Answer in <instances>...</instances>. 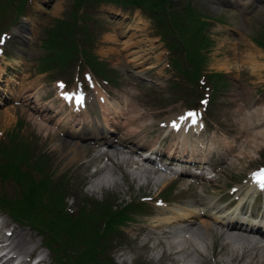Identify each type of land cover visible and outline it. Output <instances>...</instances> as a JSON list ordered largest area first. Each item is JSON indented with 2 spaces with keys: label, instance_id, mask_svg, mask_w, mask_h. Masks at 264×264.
I'll use <instances>...</instances> for the list:
<instances>
[{
  "label": "rangeland",
  "instance_id": "1",
  "mask_svg": "<svg viewBox=\"0 0 264 264\" xmlns=\"http://www.w3.org/2000/svg\"><path fill=\"white\" fill-rule=\"evenodd\" d=\"M94 1L88 0V3L76 7L74 0H14L13 4L0 0V32H7L1 44L0 94L8 92L16 97L0 107V146L2 143H6L7 149L20 146L18 152L30 164L28 170L36 175L35 178L50 180L49 195L56 189L63 191L65 209L71 215L75 216L80 208L87 212L93 207L92 202H109L112 210L118 211L128 201L147 199L139 209L127 210L131 219L116 223V230L104 236V249L98 255L97 264H249L248 260L251 264H264V246L255 250L257 243H252L255 245L252 249L254 255L250 250L239 259L244 247L241 245H249L251 241L246 243L243 239L232 238L229 247H224L226 236H214V239L207 236L200 221L194 225L198 226L197 230L189 229L188 232V229L180 228L175 235L168 229L179 224L168 226L163 223V218L170 212L188 213L189 208L201 212L203 205L195 200L204 192L214 201L227 200L239 180L246 188L247 172L264 165V46L255 41L264 33V0H169L166 5L167 9L175 8L183 14L190 5L197 11L194 16L207 21L203 33L208 43L204 42L201 48L205 59L202 71L224 73L215 92L209 85H205V89L203 86V91L212 98L203 121L210 133L190 136L195 139L191 140L190 146L195 147L194 153L203 154L212 162L220 158L216 152L220 150L229 160L219 163L212 181L190 184L188 182L192 180L183 176L159 183L146 181L148 170L138 159V153L132 151L136 147L131 143L98 148L93 141H80L62 129L63 124L73 130L83 129L87 124L90 129L93 120L88 118L89 112L91 115L102 113L103 123L98 121V125L102 123L106 132L109 129L116 132L107 133L111 140L116 141L119 135H123L119 127L125 125L138 132L139 142L145 144L144 147L159 145L174 151L175 156L180 155V147L188 150L182 136L174 133L175 130L166 129L171 120L180 118L183 109L191 105L188 98H197V93L202 90L194 87V83L188 80L189 75L187 78L166 66L172 55V52L168 53L170 49L166 42L175 37L162 34L169 24L179 26V21H172L162 9L158 13L163 18L157 20L147 9L117 5L109 0ZM4 6L7 10L1 13ZM18 7L22 11L20 15ZM71 12L76 13L77 27L88 24L85 32L78 31L73 36V41L83 51H78L67 63L54 62L51 68L42 72L38 69L40 58L50 53L43 46L47 32L55 19H69ZM83 12L87 17L81 19ZM91 32L92 41L82 38ZM188 35L192 36V32ZM183 47L190 59L188 41L183 42ZM81 53L93 58L94 62H91L97 65L98 71L102 69L104 73L99 75H111L113 69L114 80L94 79L89 69H95L86 57L81 59ZM80 60L84 63L80 64ZM182 65L189 67L188 63ZM80 66L91 76L87 82L90 80L92 89L86 86L82 91L74 80ZM136 74L152 78L155 84L140 81ZM78 93H85L91 103L87 107L86 100L82 99L86 109L75 117L71 108L63 105L60 99L67 95L78 100ZM92 97L96 102L91 100ZM43 107L50 110H42ZM9 134L12 137L7 142L4 135L9 138ZM66 140L74 141L71 149H76L77 156L72 161L71 154L67 153ZM3 159L0 155V161ZM231 160L235 161L229 166ZM36 163L41 167L37 172L34 169ZM0 183L4 194L16 195L13 180ZM164 188L173 202L160 203L154 199ZM27 191L22 189L18 193L22 195ZM246 192L245 201L248 202L254 192L249 189ZM51 202L53 205V199ZM263 206L264 196L257 199L252 210L260 209L259 213L263 214ZM0 214L1 237H5V231H8V237L13 241L14 233L22 231L25 240L35 245L23 257L14 252L20 260L18 264H26L41 250V232L26 220L15 221L2 210ZM103 222H98L99 231L104 228ZM167 245L170 249L177 245L180 252L170 254ZM194 245L206 249L205 253L198 252ZM81 247L77 244L68 250L74 253ZM233 247L239 248L235 259L232 258ZM44 253V264H54L52 252L47 249Z\"/></svg>",
  "mask_w": 264,
  "mask_h": 264
},
{
  "label": "trees",
  "instance_id": "2",
  "mask_svg": "<svg viewBox=\"0 0 264 264\" xmlns=\"http://www.w3.org/2000/svg\"><path fill=\"white\" fill-rule=\"evenodd\" d=\"M95 1L97 2L98 0ZM109 1L145 5L154 10L165 9L166 4L169 2V0ZM86 2L88 3V0H74L76 7L82 6ZM4 10L5 6L2 8L1 13ZM190 11L192 15L193 9L188 5V13ZM86 17L87 14L84 13L81 19ZM191 17L194 18V16ZM75 18L76 13L71 12L69 19H55L52 28L47 32L45 43H43L44 48L50 53L40 58L41 63L38 65V69L46 70V68H51L54 62L67 63L78 51H83L79 44L73 41V36L78 31L80 33L85 32L88 28V24L82 23L80 27H77L78 24H76ZM199 22L202 27L204 23L201 21ZM261 37L258 38V42L264 46V33ZM82 38L87 40L89 37L85 36ZM196 54L197 53H195L197 59L193 58L194 65L190 70V74L193 78L198 77V71L202 61V56ZM81 55L84 60L86 57L94 68L95 64L91 62L93 58L87 55L84 56L83 53H81ZM94 69L96 70L97 67ZM184 73L188 74V70ZM11 137L12 136L7 138V142ZM5 145L6 143L4 146ZM22 148L27 151L26 148ZM20 149V146L18 149L15 147L10 149L0 147V153L2 152L5 157L4 161L0 162V178L3 180L7 177H12L19 185V191H22V189L28 191L26 194H17V196L14 197L1 194L0 207L11 213L15 218L25 219L43 234L45 244L51 249L53 260L56 264L99 263L98 255L104 249V236L116 230V223L121 224L124 220L131 219L127 210L139 209L144 205V201L133 199L126 202L118 211L112 210L109 202H92L94 205L87 212L80 208L75 216L66 213L64 211L65 202H63V191L56 189L55 192L50 191L51 195H49L47 189L50 180L42 177L35 178L28 169L22 167V164L26 163V161L24 155L18 152ZM9 150H11L10 154ZM35 169H41L38 163L35 164ZM52 199L54 202L53 205L51 202ZM43 213L46 215H43ZM99 221H104L103 223H105L102 231L98 230ZM47 233H50V235ZM80 236H82L81 239ZM77 244L82 245L81 249L74 251V253L68 250L69 247L75 248ZM99 247H101L100 250L97 249ZM94 250L95 252H93Z\"/></svg>",
  "mask_w": 264,
  "mask_h": 264
},
{
  "label": "bare ground",
  "instance_id": "3",
  "mask_svg": "<svg viewBox=\"0 0 264 264\" xmlns=\"http://www.w3.org/2000/svg\"><path fill=\"white\" fill-rule=\"evenodd\" d=\"M254 1H261V0H254ZM135 34H134V37H135ZM230 44L231 43H229V45ZM133 119H135V118H133ZM132 121L133 120H131L130 122H132ZM62 129L65 130V131L67 130L66 124H63L62 125ZM93 129L96 130V128H93ZM119 129L122 131V134L123 135H120L119 136L120 138L117 140V146L126 145L127 142L133 144L134 146H139V145H137V144H140L139 138H138V132L137 131H131V129L127 128L125 125L120 126ZM67 134H70V133H67ZM75 144H76V142H75ZM66 145L69 148V150L67 151V153L69 155L71 154V157H72L71 158V161H72L77 156V154L75 153L76 149H71L72 147H74V141L73 140H70V141H67L66 140ZM109 145H111L112 147H115V145H114L113 142L111 144H109ZM140 146H141V144H140ZM78 150H79V148H78ZM115 152H117V151H115ZM120 155H121V153H120ZM122 158H123V155H122ZM234 161L235 160H231L228 165L229 166H232V164H233ZM199 201L203 205L206 203L207 206H209V207L212 206L213 209H219L220 208L219 209L220 211H217V212H218V215L222 212L220 214L221 219H219L218 217H215L214 215L212 216L210 214V212L207 211L208 209L203 210V212H200V211H195V210L189 208L188 209V213H183L180 210H177L176 212H173L172 214L170 212L169 213L170 214L169 216H167V217L165 216L163 218V220H164L163 223H165L168 226H174L175 223L181 224L180 226H178L176 228L168 229V232L169 233L174 234V235L175 234H178L177 232L180 230V228L181 229L182 228L188 229V232H189V229H195V230H197V227L198 226H194V225L197 222L200 221V222H202V224H204L203 227L205 229V234L207 236L210 235L211 237H213V239L215 238L214 236H216V237L226 236V237H224L225 238V241L223 243L224 244V247H226L227 245L229 247V245L231 244V241L229 239H232V238L233 239H243L246 243H247V240L248 241H251V243H249V245H246V246H245V244L244 245H241L242 247L243 246L244 247L240 250L242 253L238 256L239 259H242L245 256V252H247V251L249 252L250 250H251L252 255L255 254L252 251V249H253V247L255 245L254 244L252 245V243H257L256 245H258V246H255V248H254L255 250L257 249V247L264 246V230H259V229L256 228L258 231H253L252 229L248 228L247 226H244L243 224H240L239 222H235L233 220H227L226 221L227 218H230L231 217L233 219V218H235L237 216H235V213L233 214L232 211H226L225 212L223 209H221L220 206H218L216 204V201L214 202V199L213 198H211L209 200V198L207 199V197H203V195H200ZM203 217H205V218H203ZM205 219H207V220H205ZM161 225H162V223H161ZM187 225H188V227H186ZM10 238H11V236H10ZM6 240H9V243L5 247L0 248V250L1 249H4L5 250L4 254L5 253H10V252L14 254V252H15L17 256L20 255L21 257H23L25 253L26 254L28 253L29 249H34L35 248V245L34 244L29 243L28 241L25 240V237H24V234H22V231H19V233L18 232L17 233H14L13 241L11 239H9V237H7ZM176 246H174L172 249H170L171 248L170 245H167V248L169 249V253L170 254H172V253H179L180 252V249H179L180 247L176 249ZM189 247H192V246L190 245ZM194 247L201 254L205 253V250L206 249H200L196 245H194ZM233 249H234L235 252H234L232 258L235 259L237 257V255H238L237 252L239 251V248L238 247H233ZM221 250H224L223 247H222ZM228 250H229V248L226 249V252ZM4 254L3 255H0V261H2L1 264H6L7 262H10V260L12 259V256H11L8 259L1 260L2 257L4 256ZM30 254H31V252H30ZM246 255H248V254H246ZM248 263L251 264L250 260H248Z\"/></svg>",
  "mask_w": 264,
  "mask_h": 264
},
{
  "label": "snow or ice",
  "instance_id": "4",
  "mask_svg": "<svg viewBox=\"0 0 264 264\" xmlns=\"http://www.w3.org/2000/svg\"><path fill=\"white\" fill-rule=\"evenodd\" d=\"M61 87H64V85H61ZM81 101H82V97H81ZM197 115V113L196 112H189L188 114H187V116L188 117H195ZM187 117H182V119H186ZM193 123H195V119H193ZM174 126H176V127H178V125H174ZM262 187H264V184H262L261 185Z\"/></svg>",
  "mask_w": 264,
  "mask_h": 264
}]
</instances>
